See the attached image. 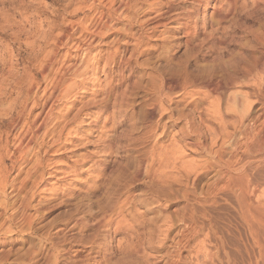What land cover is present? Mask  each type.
Here are the masks:
<instances>
[{"label": "rangeland", "instance_id": "1", "mask_svg": "<svg viewBox=\"0 0 264 264\" xmlns=\"http://www.w3.org/2000/svg\"><path fill=\"white\" fill-rule=\"evenodd\" d=\"M111 2L0 0V264H264V0Z\"/></svg>", "mask_w": 264, "mask_h": 264}, {"label": "bare ground", "instance_id": "2", "mask_svg": "<svg viewBox=\"0 0 264 264\" xmlns=\"http://www.w3.org/2000/svg\"><path fill=\"white\" fill-rule=\"evenodd\" d=\"M109 2H111V0H109ZM121 4H122V2H121ZM108 6H109L108 7V14L105 16L106 19L103 22V25L96 26V28H95L96 32L95 33L101 32L102 28L103 27H106L105 24L109 21V18L111 17V11H113L115 13H118L120 15H122V13H123V8H121V5L120 6H117L116 8H112L111 5H108ZM134 10H135V8H134ZM131 17L132 16H130V19H131ZM126 18H127V16H126ZM52 63H53V59L52 58H49L48 60H46L41 65V77L43 79H46V78L49 77V72L51 70ZM82 70H79L78 67L77 68H74L73 71L71 72V76L68 77V78H65L63 74L58 75V76H54V77H49V80H50L52 86H51V88L49 90H47V92H46V87H43V89H42L43 93L41 95L42 96V101L41 102L38 101V100H36V101L32 100V102L27 103V99H25V103H24V108H26L25 110H28V112H31L34 109H38V111L32 116V120H29L28 121V125H27V128L28 129H27L26 133L24 131L23 134H20V136L18 137V139L16 141V151L23 153L25 150L22 148V145H24V148L25 149H29V147L31 146L32 141H33V139H34L35 136H37L38 134H41L42 136H45L46 134H49V130L52 127H54L57 122L60 123L64 119L63 116L60 115V114H58V115L55 114V116L53 114L54 113H57L59 111V102L65 101L64 98L65 97H68L67 95H69V93H70V91H71V89H72V87H73V85L75 83L74 80H73L74 79V76L80 75V71H82ZM5 75L6 76L1 75L2 76V79H0V87L3 86V83H4L3 80H7L8 79L7 77H11L12 80H14V82L12 81L13 84H14V87H15V85H16V88L19 87L18 85H20V82H19L18 78H15L14 75L11 74V72H8ZM31 87H33V86H31ZM16 90L18 91V89H16ZM17 93L19 95V91ZM161 93L162 92H160V94ZM160 94H159V96H160ZM165 95H168V94L165 93ZM83 108L84 107H82V106L79 107L77 109L75 115L73 116V118L70 121L74 120L76 118V116L79 114V112L81 113V111H83L82 110ZM67 122H68V120H66L64 123H62V124H60L58 126L56 135H53V134L51 135L52 137H57V138L54 139V141L59 140L60 139L59 137L67 129ZM19 124H20V115L18 113L17 118L13 121L12 128L13 129L17 128ZM52 130H53V128H52ZM66 134H67V131H66ZM262 145H264V137H259L255 141V144L252 145V149H255L256 151H259L261 149V146ZM12 163H13V165H15L16 164V161L14 160V161H12ZM73 171H76V169H74ZM60 172L65 173L67 176L70 175V174L73 175V173L71 172V170L70 171L69 170H66V171H60V170H58L57 171V173H60ZM49 176L54 177V175H49ZM1 180H3V178H0V184H1ZM242 200H243V202L245 201L244 199H242ZM246 201H247V199H246ZM243 205H242V208L245 207L244 208L245 210H243V211L246 213V214L244 213L245 218L247 220H249L250 218L253 220V221L251 220L253 222V223L251 222V225L252 226H253V224L257 225L258 222H260L261 217L264 216V215L263 214H260L261 212H256L258 214H254L255 211H251L249 205H247L246 203H243ZM257 209H259V208H257ZM259 210L262 211L261 209H259ZM259 229H260V227H259ZM258 241L255 240V242H256L255 245L256 244L259 245L260 241L259 242Z\"/></svg>", "mask_w": 264, "mask_h": 264}]
</instances>
